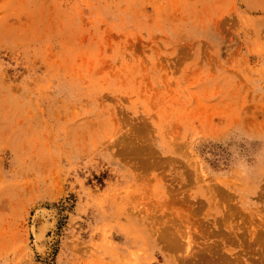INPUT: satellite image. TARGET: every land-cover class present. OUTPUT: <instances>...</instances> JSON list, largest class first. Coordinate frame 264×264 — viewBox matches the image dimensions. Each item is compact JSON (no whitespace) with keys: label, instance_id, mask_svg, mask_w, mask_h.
Segmentation results:
<instances>
[{"label":"rangeland","instance_id":"obj_1","mask_svg":"<svg viewBox=\"0 0 264 264\" xmlns=\"http://www.w3.org/2000/svg\"><path fill=\"white\" fill-rule=\"evenodd\" d=\"M0 264H264V0H0Z\"/></svg>","mask_w":264,"mask_h":264}]
</instances>
